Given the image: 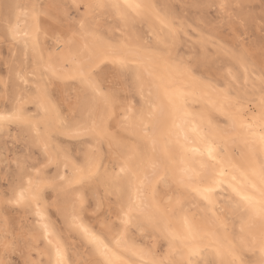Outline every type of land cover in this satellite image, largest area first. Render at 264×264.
<instances>
[{
  "label": "snow or ice",
  "instance_id": "6c2138e0",
  "mask_svg": "<svg viewBox=\"0 0 264 264\" xmlns=\"http://www.w3.org/2000/svg\"><path fill=\"white\" fill-rule=\"evenodd\" d=\"M0 7V41L17 49L11 64L0 61L9 68L0 78V132L15 127L28 149L14 179L8 172L0 177L9 182L0 190V211L22 208L37 218L32 235L11 239L3 218L5 257L19 252L23 264H264V40L258 48L250 43L255 18L244 0L198 5L219 15L192 24L155 13L161 27L137 47L108 44L100 21L114 14L128 25L154 5L31 0ZM16 8L23 11L13 23ZM260 27L264 32V15ZM225 32L230 38L221 43ZM186 45L184 58L179 51ZM68 80L74 94L64 98L62 116L53 93ZM192 82L217 98L215 112L188 110L198 94L185 91ZM137 94L139 106H128L127 97ZM65 136L80 147L65 144ZM237 141L247 149L243 171L227 151ZM33 148L43 160L30 164ZM93 200L95 221L88 226L83 214ZM192 208L247 214L258 226L242 228L235 243L206 259ZM181 214L182 226L173 230ZM37 240L46 242V262L25 253ZM160 240L168 244L162 255L150 242Z\"/></svg>",
  "mask_w": 264,
  "mask_h": 264
},
{
  "label": "rangeland",
  "instance_id": "374dc122",
  "mask_svg": "<svg viewBox=\"0 0 264 264\" xmlns=\"http://www.w3.org/2000/svg\"><path fill=\"white\" fill-rule=\"evenodd\" d=\"M6 1H8V3L11 2V4L16 5V0H11V1L0 0V5L6 4L7 3ZM22 1H23L22 2L23 5L29 4L31 2V0H22ZM66 2L70 3L71 1L66 0ZM130 2L149 4V5H154L155 7L154 9H150L142 17H137L133 22L124 26V28L123 26L120 25L119 18L114 16L113 14L104 17L100 21L99 28L101 34L103 35L107 43L114 44V45L112 44V46H116V47L121 46L119 42L121 40L122 41L126 40V38L120 37L122 33L119 29L123 30V32L128 36L127 38L129 39L131 38V41H134V43H136L137 46H139V44L142 43L144 40H146L148 36L153 35L154 31H158L159 28L161 27L155 13H159L160 16H164L166 12L170 13L168 17L169 20L174 19L177 22H184L187 24H192L193 21H198L201 18L212 20L215 17H218L219 15L218 10L214 7L211 9L198 7V5L213 3L214 0H130ZM217 2H219V0H217ZM244 3L250 6V11L255 18L254 21L251 22L248 26L250 43H253L258 48L260 42L264 40V32L261 31V27H260L261 16L264 15V3H262V0H244ZM163 6H168V7L164 8ZM3 11H4L3 8L0 7V15H3ZM14 14H15V9L12 12V21ZM73 14L75 15L74 10H73ZM114 19L115 21H113ZM223 35L225 37V40H222L221 43H224L227 39L230 38L227 32L223 33ZM216 38L219 39V36H217ZM195 39L196 37H193V40ZM49 43H51V41ZM12 52H17V49L15 48L14 50L12 49L10 50V47L7 43H3L2 41H0V61H6L11 64ZM188 54L189 53H188L187 45L184 48L180 49L179 51V55L184 58H187ZM22 58H23L22 53L15 57L16 68H19L20 61L22 60ZM8 75H9V68L5 66V63L0 62V78H7ZM199 87H200L199 84L192 82L190 88L185 89V91H197ZM197 93L198 94L195 103H193L192 98H189L188 104L190 105V107L188 110L195 112L202 111L206 114L215 112V110L214 111L213 109L211 110L210 107V101H211L210 97L213 98L215 96L210 92L202 91L200 88ZM73 94H74V85L71 80L66 81L62 85V91H55L53 93V101L54 102L60 101L58 107L61 111L62 116L65 114V110L68 108V105L66 103H63L64 98L65 97L71 98ZM129 100H131V105H136L137 107L139 106L138 94L135 96L129 95L125 103L128 104ZM215 100H217L216 97ZM0 107H3V105L0 104ZM30 111L35 112L36 109L30 107ZM216 115L222 123L224 118L220 117L219 113H216ZM84 116L86 117L87 113H84ZM79 118H80V114H77V119ZM118 121H119V116L116 117V120L113 121V124L118 126ZM113 131H115V128H113ZM61 139L65 142V144L72 146L74 150L75 148L80 147V145H78L69 136L62 137ZM241 143L242 144L238 145V152H236L233 148H231V150H232L233 161L236 162L241 169H244L248 165V155H247V149L245 148L243 142ZM27 150H28L27 145L24 143L23 135L18 136L17 129L15 127L11 129L10 133L8 131L0 132V157L6 158V159H0V177H2L5 172H8L9 181H12L16 175V161L18 158L23 159ZM32 152H33V160L29 161L30 164L35 162V160L37 159L41 161L43 160L42 154L40 153L39 149L33 148ZM37 167H39V164H37ZM52 171L55 172V169L53 168ZM24 179L26 181L27 177H24ZM8 187H9V182L0 179V190ZM98 195L100 197L104 196L103 187H101ZM95 207H96L95 200H93L92 207L88 208L87 212L83 214V222L88 226H92L94 224ZM186 207H190V206H186ZM107 208H108V203L107 201H105L100 211L103 212L107 210ZM191 211H193V213L196 214V217L202 216L201 211L197 208H192ZM204 213L206 214V216L211 215L210 213H206V212ZM4 217H7L9 239H11L13 236H21V235H23L24 237L26 236L25 238H27L30 235H32L33 230L36 228V221L33 216V212L32 213L25 212L22 208H18L10 212L0 211V245H2L3 243L2 229L4 227V224L2 221ZM211 217L213 218V221L211 220L210 222L209 220H207L208 218L206 217L207 226H211L213 230H215L216 235L220 234L223 226L222 224L219 223V221L223 219V216L220 215V213H217L216 216L211 215ZM240 217H241L240 213L227 215V221L225 223L231 224L230 231L233 238H236L238 234L236 231V226ZM176 218L177 217H175L174 220H176ZM52 219L55 220V216H52ZM112 219L113 220L116 219L115 214H113ZM57 227H59V225H57ZM145 239L149 240V238H145ZM150 242L156 244V247L159 250V254L162 255L165 253L166 243L164 240H160L158 242L157 241H150ZM33 244L34 246H31L30 249L29 248L25 249V253L27 254L29 250H31V257H33L32 259L37 261L43 260L46 262L49 258L47 252L45 251L46 242L43 240H37L33 242ZM201 247L205 249V251L202 252V256L205 257L206 259L212 258L213 255L211 254V249H210L212 245L202 244ZM0 259L11 260L12 264H23L24 257L21 256L19 252H11V251L9 252L7 257H5L3 248L0 247Z\"/></svg>",
  "mask_w": 264,
  "mask_h": 264
},
{
  "label": "bare ground",
  "instance_id": "6f19581e",
  "mask_svg": "<svg viewBox=\"0 0 264 264\" xmlns=\"http://www.w3.org/2000/svg\"><path fill=\"white\" fill-rule=\"evenodd\" d=\"M11 1V0H10ZM71 1V0H70ZM8 3V1H6ZM23 1L22 0H16V5H23L22 3ZM121 3L124 2V0H120ZM11 3V2H9ZM13 3V2H12ZM148 3V2H147ZM23 11V8H16L15 9V14H14V17H13V23H16V16L21 13ZM152 14V13H151ZM114 15V14H113ZM110 16V15H109ZM116 16V15H114ZM118 17V16H116ZM173 17V16H172ZM119 18V17H118ZM115 21V19L113 20ZM120 21V19H119ZM23 19L20 20V24L22 25L23 24ZM120 25L123 26H126L122 21H120ZM101 26V25H100ZM106 28V27H105ZM122 33V35L120 37H123V38H126V40H121L119 43L121 46H131V47H137V44L134 43V41H131V38H127L128 36L123 32V30L119 29ZM109 33V32H108ZM108 35V34H107ZM82 44L84 43V41L81 42ZM111 44V43H110ZM113 44V43H112ZM111 44V45H112ZM114 45V44H113ZM120 47V46H118ZM15 48H12V50H14ZM13 53V52H12ZM47 55V52L45 53ZM16 70H19V68H16ZM198 86V85H197ZM200 88V87H199ZM199 88L197 89L196 92L199 91ZM207 92V91H206ZM207 94V93H206ZM211 98V101H210V107H211V110L213 109V111L215 109L214 105L217 104V100H215V97H210ZM208 99V98H207ZM206 99V100H207ZM205 102V101H204ZM128 106H132L131 105V100L128 101ZM203 105V104H202ZM203 107V106H202ZM201 110H204V109H201ZM195 123V122H194ZM242 141H237L236 143H229L228 147H227V151L229 153V155L231 156L232 158V150L231 148H233L236 152H238V145L239 144H242L241 143ZM193 147H196L198 145H192ZM233 160V158H232ZM234 162V161H233ZM236 164V167L240 170V171H243V169H241L239 167V165L234 162ZM61 173H63V166H61ZM238 181H240L241 183L243 182L242 180H240V177L238 176ZM229 194L230 195H234V194H231L230 193V190H229ZM133 198L134 197V194H133ZM226 199L225 195L222 194L221 197L219 198V200H224ZM187 206V205H186ZM241 212H243V210H241ZM202 216L201 217H196V214H195V220H194V225L195 227L198 229V234H199V238H202L203 239V244H211L212 247H210L211 249V254L214 255V250L218 247H224L226 248L228 245L230 244H233L236 242V239L239 237L240 233H241V229H247L250 225L252 227H257L258 225H255V224H252V222L250 221L249 219V216L247 214H244V215H241L238 223H237V226H236V231H237V236L236 238H233L232 237V234H231V224L230 223H225L227 221V215H233V213H228L227 215H223V219L219 221L220 224H222L223 228L221 229V232L220 234H217L215 233V230H213V228L211 226H207L206 224V217L208 218L207 220H209V222L212 220L213 221V218L211 217V215L209 216H206V214L204 212H202ZM193 214V211H191L189 213V215H192ZM211 214V213H210ZM33 216L35 218V221H36V216H35V213L33 212ZM225 223V224H224ZM224 224V225H223ZM182 226V214L181 215H178L176 220H173L172 222V227L174 228V230H177L179 229L180 227ZM214 226V225H213ZM37 227V225H36ZM208 231V232H207ZM26 237V236H25ZM166 243V249H165V253L167 252L168 250V244L167 242L165 241ZM47 255V254H46ZM205 256V255H204ZM33 258V257H32ZM205 258V257H204ZM177 259H179V257H177Z\"/></svg>",
  "mask_w": 264,
  "mask_h": 264
}]
</instances>
